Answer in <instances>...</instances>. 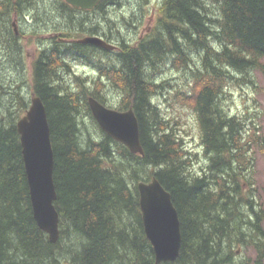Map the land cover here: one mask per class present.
Wrapping results in <instances>:
<instances>
[{"label":"trees","instance_id":"16d2710c","mask_svg":"<svg viewBox=\"0 0 264 264\" xmlns=\"http://www.w3.org/2000/svg\"><path fill=\"white\" fill-rule=\"evenodd\" d=\"M114 4L121 2H98L101 19L64 0H0L1 62L15 73L22 29L15 33L13 11L22 17L41 6L46 21L55 23H31L39 27L36 36L45 27L53 33L36 37L40 48L29 80L0 72V264H61L62 256L68 264H155L136 186L152 176L170 192L181 230L178 257L158 264H236L235 248L243 246L255 251L256 261L263 259V218L247 140L264 137L225 102L229 85L254 86L249 73L262 66L264 0H161L154 24L138 37L126 29L132 20L109 19H116L107 14ZM85 35L117 48L76 41ZM168 70L183 83L179 92L198 129V150L185 145L178 119L166 118L155 102L171 86L162 77ZM31 94L42 99L50 127L55 242L33 218L16 128ZM89 96L117 110L132 108L143 154L99 128ZM199 158L204 166L198 170L193 163Z\"/></svg>","mask_w":264,"mask_h":264},{"label":"water","instance_id":"95a60500","mask_svg":"<svg viewBox=\"0 0 264 264\" xmlns=\"http://www.w3.org/2000/svg\"><path fill=\"white\" fill-rule=\"evenodd\" d=\"M74 7L92 8L98 0H65ZM105 49L113 46L103 39L87 36L78 40ZM88 106L98 126L108 136L124 144L131 152L143 154L139 127L132 108L121 111L110 108L92 96ZM23 164L29 188L32 215L37 226L47 233L50 242L59 237V214L55 208L53 149L45 105L33 95L25 114L17 120ZM138 203L144 234L154 252L155 264L174 261L181 247V230L177 209L170 192L151 177L137 181Z\"/></svg>","mask_w":264,"mask_h":264},{"label":"rangeland","instance_id":"374dc122","mask_svg":"<svg viewBox=\"0 0 264 264\" xmlns=\"http://www.w3.org/2000/svg\"><path fill=\"white\" fill-rule=\"evenodd\" d=\"M121 1L123 2L121 5L114 4L112 7L113 9H118L121 6L130 8L129 11L124 12V16L127 18L130 15L132 16L130 24H133V27L126 28L128 31H131V37H138L148 32L149 28L152 27L151 25L154 24L156 17L160 13L161 4L159 6V1L149 0L150 2L147 1L146 3H143V0H139L141 6L135 8V13H131V9L134 8L133 2ZM135 14L140 15V18L136 19ZM126 20H123L122 22H125ZM135 23L136 26L134 27ZM22 30L21 39L18 41L20 48L18 52V62L20 65H18L16 69L19 70V72L15 73L13 67L8 66L7 64H2L1 61L4 60V54L1 50L0 72H4V75L14 73L15 78H25L27 81L31 77L32 62L39 52V43L36 42V39H44L53 32H48L51 31L50 27H45L43 31L40 32V35L36 36L33 32L35 30L37 31V28L31 26L30 23H24L22 25ZM71 62H73V68L81 71V73H91L88 67H82L81 64L76 61ZM261 64V67L253 68L249 73V77L254 81V86L247 82H239L241 86L232 87L229 85L231 98L225 102V106L227 107V110L231 112L245 113L247 124L252 121L258 129V133L264 137V58L261 59ZM174 72H176V70H168L166 74L162 75L163 79H167L169 82L168 84L171 86H167L166 91L164 90L161 93H157L155 96V102L159 105L161 112L166 118L178 119L177 131L182 135L185 145H187L190 150H198L200 146L198 129L193 120L191 110L183 105L185 102L181 99V93L179 91L184 89V86H182L183 83H181L179 75ZM91 131L93 130L91 129ZM247 141H249L250 145L249 155L253 158L252 168L255 178V189L261 217L263 218L262 226H264V141L262 142L260 139L250 141V138H248ZM193 164L198 170L201 166H204L201 158L194 160ZM235 255L236 264H264V258L256 261L255 251L248 246L235 248ZM60 263L68 264L63 256L60 258Z\"/></svg>","mask_w":264,"mask_h":264},{"label":"flooded vegetation","instance_id":"af4514ba","mask_svg":"<svg viewBox=\"0 0 264 264\" xmlns=\"http://www.w3.org/2000/svg\"><path fill=\"white\" fill-rule=\"evenodd\" d=\"M123 1L133 2L134 8L131 9V13H135L134 12L135 8L136 7L138 8V7L141 6V4H139V0H123ZM157 1H159V5H160V1L161 0H157ZM120 2L123 3L121 0H120ZM112 8L113 7L111 6L110 9H112ZM129 9L130 8H128V7L121 6L118 9L108 10L107 11V14L108 13H112V15H114L116 17V19L115 18L112 19V18L109 17V19H111V21H116L118 23H121L123 20H126V19L132 20V16L131 15L128 18L124 16V14H125L124 12L125 11H129ZM43 10H45V9L43 7H41V6H39L38 9H35V10L33 9V12L32 13H30L28 10H26L25 13H23V16L22 17L16 11H13V13L10 16V21H11L12 25H13V22H14V24H16L17 28H19L24 23H30L31 24L32 21H34V19H37L36 21L39 22L40 25H42V22H47L50 26L54 25L55 23L52 24L51 21H46L47 16L44 13H42ZM53 10H54V12L56 14L58 13V12L55 11V8H53ZM81 10L84 13H89V16H90L91 13H97L96 16L94 14V16L96 18H101V19L103 18L102 9L99 10L97 8V4L95 6H93L92 8H90V9H81ZM116 12H117V14H115ZM139 14H141V13H139ZM135 16H136V19H139L140 18V15H138V14H135Z\"/></svg>","mask_w":264,"mask_h":264},{"label":"bare ground","instance_id":"6f19581e","mask_svg":"<svg viewBox=\"0 0 264 264\" xmlns=\"http://www.w3.org/2000/svg\"><path fill=\"white\" fill-rule=\"evenodd\" d=\"M116 4V3H115ZM122 4V3H121ZM7 10V9H6ZM9 10V9H8ZM20 10V9H19ZM165 10V9H164ZM20 12V11H19ZM11 13V12H10ZM9 14V13H8ZM5 17V16H4ZM6 20V19H5ZM5 26H6V23H5ZM4 31V30H3ZM5 33H7V32H5ZM11 34H12V32H11ZM169 35V34H168ZM159 38V37H158ZM8 40V39H7ZM50 50V49H49ZM52 51V50H51ZM48 52H50V51H48ZM48 55V54H47ZM65 76V75H64ZM15 119V118H14ZM24 170H25V168H24ZM25 175H26V173H25ZM26 181H27V177H26ZM27 184H28V182H27Z\"/></svg>","mask_w":264,"mask_h":264}]
</instances>
